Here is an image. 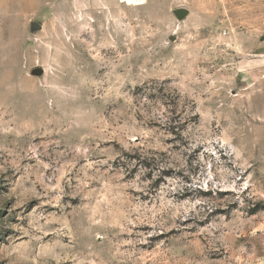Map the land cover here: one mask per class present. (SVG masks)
Returning <instances> with one entry per match:
<instances>
[{
  "label": "rangeland",
  "instance_id": "obj_1",
  "mask_svg": "<svg viewBox=\"0 0 264 264\" xmlns=\"http://www.w3.org/2000/svg\"><path fill=\"white\" fill-rule=\"evenodd\" d=\"M0 264H264V0H0Z\"/></svg>",
  "mask_w": 264,
  "mask_h": 264
},
{
  "label": "bare ground",
  "instance_id": "obj_2",
  "mask_svg": "<svg viewBox=\"0 0 264 264\" xmlns=\"http://www.w3.org/2000/svg\"><path fill=\"white\" fill-rule=\"evenodd\" d=\"M122 2H125L127 4H142L145 0H121Z\"/></svg>",
  "mask_w": 264,
  "mask_h": 264
},
{
  "label": "water",
  "instance_id": "obj_3",
  "mask_svg": "<svg viewBox=\"0 0 264 264\" xmlns=\"http://www.w3.org/2000/svg\"><path fill=\"white\" fill-rule=\"evenodd\" d=\"M179 13H182V14H183V13H185V12H184V11H180ZM35 72H38V73H39V72H42V69H38V70H36Z\"/></svg>",
  "mask_w": 264,
  "mask_h": 264
}]
</instances>
